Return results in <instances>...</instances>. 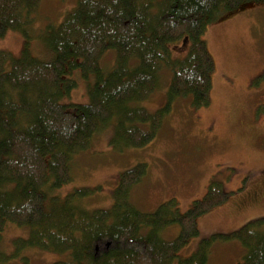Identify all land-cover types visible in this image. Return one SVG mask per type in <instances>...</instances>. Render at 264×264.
<instances>
[{
  "label": "trees",
  "instance_id": "16d2710c",
  "mask_svg": "<svg viewBox=\"0 0 264 264\" xmlns=\"http://www.w3.org/2000/svg\"><path fill=\"white\" fill-rule=\"evenodd\" d=\"M39 2L0 0V38L16 30L24 39L17 57L0 52V235L7 222L27 226L30 235L17 239L16 250L69 252L53 264H207L216 240H237L246 249L234 264H264V217L202 238L190 256H178L199 233L197 217L227 198L216 178L184 212L175 198L152 212L134 205L130 190L144 163L120 174L109 208L81 206L90 188L53 193L71 180L73 159L95 132L112 127V147L138 148L153 139L177 96L206 107L214 68L206 27L264 0H75L40 34L47 58L34 54L31 41ZM108 51L113 62L105 68ZM163 68L171 71L165 105L155 112L135 105L154 92ZM78 81L86 100L66 101ZM171 224L179 232L165 239L160 231Z\"/></svg>",
  "mask_w": 264,
  "mask_h": 264
},
{
  "label": "rangeland",
  "instance_id": "374dc122",
  "mask_svg": "<svg viewBox=\"0 0 264 264\" xmlns=\"http://www.w3.org/2000/svg\"><path fill=\"white\" fill-rule=\"evenodd\" d=\"M74 3L40 0L30 27L33 52L38 57L48 56L40 42L42 30L48 24H58ZM203 38L214 61L209 104L196 109L190 95L177 96L163 114L156 135L138 148L118 151L112 147V127L95 132L89 147L74 157L71 180L53 192L64 197L76 188H90L93 191L81 199V206L87 210L109 208L120 174L144 163L145 174L130 190L134 205L142 212H152L175 198L184 212L192 201L205 195L215 177L222 183L227 200L197 217L199 233L178 252L181 258L190 256L202 238L230 233L264 217V4L245 3L226 12L206 27ZM23 43L20 32L9 30L0 38V52L17 57ZM112 62V51H108L102 66L107 68ZM170 80L171 71L163 68L154 92L135 105L149 112L162 108ZM67 100H86L82 81ZM178 232L177 224L160 231L165 239L174 238ZM29 235L27 226L7 222L0 235V253L6 260L0 264H53L69 258L67 251L34 247L16 250L17 239ZM245 253L237 240H216L207 264H234L242 261Z\"/></svg>",
  "mask_w": 264,
  "mask_h": 264
},
{
  "label": "flooded vegetation",
  "instance_id": "af4514ba",
  "mask_svg": "<svg viewBox=\"0 0 264 264\" xmlns=\"http://www.w3.org/2000/svg\"><path fill=\"white\" fill-rule=\"evenodd\" d=\"M259 199V196H257V198L255 200Z\"/></svg>",
  "mask_w": 264,
  "mask_h": 264
}]
</instances>
